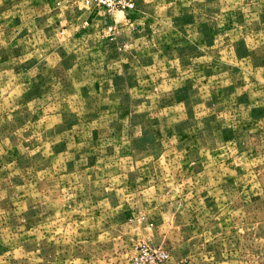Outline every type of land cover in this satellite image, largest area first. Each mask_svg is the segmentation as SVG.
<instances>
[{
	"label": "rangeland",
	"instance_id": "obj_1",
	"mask_svg": "<svg viewBox=\"0 0 264 264\" xmlns=\"http://www.w3.org/2000/svg\"><path fill=\"white\" fill-rule=\"evenodd\" d=\"M135 3L0 0V243L264 264V0Z\"/></svg>",
	"mask_w": 264,
	"mask_h": 264
},
{
	"label": "crops",
	"instance_id": "obj_2",
	"mask_svg": "<svg viewBox=\"0 0 264 264\" xmlns=\"http://www.w3.org/2000/svg\"><path fill=\"white\" fill-rule=\"evenodd\" d=\"M59 185L62 187L65 184L60 181ZM62 193L58 194L61 200ZM74 229L70 234L60 230L58 238L56 235L51 237L53 241L45 238L43 248L29 242L8 243L6 247L0 243V264H83L84 246L93 244L94 248L95 242L78 237Z\"/></svg>",
	"mask_w": 264,
	"mask_h": 264
},
{
	"label": "built area",
	"instance_id": "obj_3",
	"mask_svg": "<svg viewBox=\"0 0 264 264\" xmlns=\"http://www.w3.org/2000/svg\"><path fill=\"white\" fill-rule=\"evenodd\" d=\"M90 8H97L108 14L131 10L135 7L136 0H82ZM126 264H177L170 260L169 253L162 249L142 242L138 246L137 254Z\"/></svg>",
	"mask_w": 264,
	"mask_h": 264
}]
</instances>
